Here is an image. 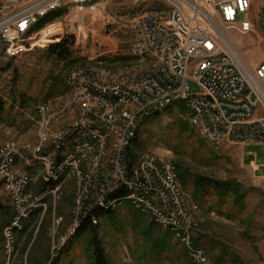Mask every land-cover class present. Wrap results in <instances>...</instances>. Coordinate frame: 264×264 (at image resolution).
Returning <instances> with one entry per match:
<instances>
[{
    "label": "built area",
    "instance_id": "obj_1",
    "mask_svg": "<svg viewBox=\"0 0 264 264\" xmlns=\"http://www.w3.org/2000/svg\"><path fill=\"white\" fill-rule=\"evenodd\" d=\"M104 0H0V53L16 59L30 52L38 43L37 37L48 30L29 31L35 18L47 17L48 10L69 7V16H83ZM174 10L152 12L138 19L134 26L133 41L129 53L146 59L147 75L134 71V63L128 62L124 69H116V75L106 76L107 67L89 59V63L77 64L67 75L76 80L77 105L68 112H59L58 124H52L49 148H41L38 156L49 157L51 172L55 167L64 169V176L74 177L75 166H81L87 153H95L94 169L89 170L90 192L76 226L86 220V213H94L100 202H111L118 194V186L135 182V188L151 192L149 206L159 210L164 229L176 237L191 235L194 222L191 212L185 209L186 193L176 181L174 163L161 155L146 157L141 173L133 172L130 163V141L138 127V120L151 115L154 109L173 102L192 100L191 123L200 128V122L211 125V133H203L222 147L225 142L264 144V63L249 64L236 50L226 32L238 29L248 33L252 29L250 13L258 0H170ZM245 15L243 22L237 18ZM44 30V31H43ZM190 72L192 74L190 75ZM193 80L200 89L199 95H191L188 82ZM87 81V92H78V82ZM50 101L36 106L37 116L49 114ZM109 127L114 133L116 146H109V156L104 164H97V145L86 146V139L94 138V131ZM5 163L0 164V180H4L5 192L12 195L20 215H29V206L46 204V197L58 195V187L44 182L43 193L31 188V175L18 168L17 156L26 155V147L14 141H6ZM75 148V155H68L65 165H55L57 153ZM156 166H163V174H156ZM248 168L255 175L264 168L256 161ZM99 172H106V180H99ZM50 174V173H46ZM260 179H264L260 178ZM174 181L173 194H181L182 209H175L172 201H165L162 186ZM60 195H58L59 197ZM133 193L127 201H133ZM75 201V200H74ZM124 206H113L118 210ZM194 210H198L195 206ZM93 224H98L95 217ZM24 224V228L27 223ZM9 231L10 254L16 253V234ZM68 238V233L62 238ZM196 263H206L203 254H195ZM13 264H23L16 263Z\"/></svg>",
    "mask_w": 264,
    "mask_h": 264
},
{
    "label": "rangeland",
    "instance_id": "obj_2",
    "mask_svg": "<svg viewBox=\"0 0 264 264\" xmlns=\"http://www.w3.org/2000/svg\"><path fill=\"white\" fill-rule=\"evenodd\" d=\"M96 4L97 7L90 9L83 16L76 14L69 16L68 10L64 17L48 25V30H43L44 33L37 37L38 43L34 49L21 57L9 59L0 53V103L7 114L6 120L0 123V147L6 141H14L28 150L36 147L39 132L36 126L37 104L41 101H50L53 110L59 108L69 98L68 92L61 96L50 95L52 86V83L48 82L50 74L53 72L58 79L66 78L67 82V75L71 69L62 70L65 64L57 65L54 62L47 51L49 46L62 40L74 41L75 58L85 60L86 63H89L88 58L94 59V62L101 66L117 69L128 63L122 58L130 55L134 26L138 19L152 12L168 10L167 6L158 0H104ZM245 19V15L237 18L238 22ZM250 21L252 23L250 32L244 34L238 29H233L226 32V36L246 62L259 65L264 63V0H258L254 4ZM86 63L79 61L77 64ZM188 85L191 95H199L200 89L195 81L190 80ZM182 117L177 109L172 114L162 111L159 116L145 123L140 138L142 151L134 163L139 162L143 154L161 155L175 166L182 163L194 174L222 181L236 179L246 188L255 189L256 192L247 195L248 212L239 219H228L216 212H206L194 202L189 191L185 189L183 191L187 196L186 209L191 212V220L195 225L194 246L195 237L198 235H203L210 243L217 242L221 246L213 255L206 252L208 259L203 264H236L234 258L239 262L237 264H264V179H260L264 177V168H261L255 177L248 168L253 161L261 167L264 166V144L227 141L221 148L215 149L196 128L198 136L206 145V150L195 152L193 148H188L184 155H176L170 147L167 128ZM212 156H218L220 160L207 162ZM75 187L71 177H66L59 189L61 199L52 201L49 198L47 209L39 213V217L29 224L23 234H16V253L11 257L4 244V225L8 216L0 212V264L13 262L32 264L33 261L41 264H92L86 240L75 242L73 247L71 245L75 234L70 235L72 232L70 229L74 226L76 217H79L74 201ZM11 202L0 180V203L5 211H11L13 206ZM130 206H133L131 202H126L124 208ZM195 206L198 210H194ZM29 221L30 219L27 223ZM67 233L68 238L63 240L61 246L62 238ZM99 238L112 264H140L136 262L132 249L137 250L136 246L141 238L135 235L130 227L127 233L118 234L110 225L103 222ZM179 240L182 244V238ZM222 252L227 256L223 263H219L217 259ZM143 264L199 263L192 260L187 248L182 244L171 257L155 263L149 260Z\"/></svg>",
    "mask_w": 264,
    "mask_h": 264
},
{
    "label": "trees",
    "instance_id": "obj_3",
    "mask_svg": "<svg viewBox=\"0 0 264 264\" xmlns=\"http://www.w3.org/2000/svg\"><path fill=\"white\" fill-rule=\"evenodd\" d=\"M68 10L69 7L66 6L50 13L46 18L40 20L31 31H39L46 26L55 23L57 20L64 17ZM73 48L74 41L70 42V40H62L57 44L49 46L47 51L57 65L65 64L62 70H70L79 61H84L86 63L85 60H79L74 57ZM122 60L124 62H129L132 60V57L128 55L127 57L122 58ZM48 82L52 83L50 88L51 96H61L68 92L66 78L58 79V77L56 78L52 72L48 77ZM25 108L27 110L29 109L28 107ZM176 109L182 114L183 119H176L167 128L169 137L168 141L171 149L174 150L176 155H184L188 148H193L195 152L202 149L206 150L204 141L198 136L196 128L190 123V110L183 101H179L174 102L163 110H158L152 113L143 120L137 136L133 141L132 150L130 149V157L132 161H137L139 152L142 151L143 146L140 138L143 125L149 120L159 116L162 111H165L167 114H172ZM6 116L7 114L4 106L0 103V123L6 120ZM218 160H220V157L212 156L207 162L212 163L213 161L217 162ZM176 169L183 189L191 193L194 202L198 204L202 210L206 212H216L219 216H224L228 219L242 218L248 212L249 205L247 202V195L248 193L256 192L255 189L246 188V186L236 179L222 181L194 174L182 163L176 164ZM29 171L31 175L36 176L38 169H29ZM48 184L52 187H58V185H60L57 183ZM44 186L42 179L37 178V180L31 184L30 190L35 193H42L44 191ZM124 194H126V190L122 189L116 194V196H114V199L119 198ZM123 204L125 205V203ZM0 212L4 213L5 216H8L4 225L6 227L14 217V207L12 206L11 211H5V208L0 203ZM39 215L40 214L37 213L33 216L26 224L25 229L28 228L29 224L33 222V220H36ZM95 217L99 221L97 225L92 222L95 221ZM103 222L110 225V227L118 234L127 233L128 227H130L132 232L141 238L139 244L137 242V250L132 249L136 262H139L140 264L148 262L149 260H153L155 263L166 257H171L176 249L182 246L181 241L174 233L164 230V228L153 222L147 215L142 214L134 206H130L129 208H124L123 206L118 210L97 207L94 209V213L89 214L82 225L78 226V229L74 232L75 235L71 244L73 247L75 242L80 243L81 241L86 240L91 254L92 264H112L105 251L103 242L99 238V232ZM21 234H23V232H21ZM195 246L199 249H204L208 254L210 253V255L216 253L221 247L217 242L210 243L208 238L203 235L195 237ZM70 251L71 249L68 250V255L70 254ZM226 256L227 254L222 252L218 257L219 259H217V262L223 263ZM234 262H236V264L239 263L235 258ZM32 264L41 263L33 261Z\"/></svg>",
    "mask_w": 264,
    "mask_h": 264
},
{
    "label": "bare ground",
    "instance_id": "obj_4",
    "mask_svg": "<svg viewBox=\"0 0 264 264\" xmlns=\"http://www.w3.org/2000/svg\"><path fill=\"white\" fill-rule=\"evenodd\" d=\"M158 1L164 4L165 6H167V8L165 7L166 9H168L167 12H169L170 10H174L173 1H170V0H158ZM60 8H63V7H55V8L49 9L48 15ZM44 18L46 17H38V18H35V22H30L29 31H31L40 22V20ZM130 56L132 57V60L130 62H135L134 71H140V75H147L146 59H139V55L136 53H130ZM117 69H124V66L119 67ZM113 75H116V69H109V68L106 69V76H113ZM67 86H68L69 98L67 99V101H64L59 106V108L52 110L51 104H50L51 113L40 114V117L37 116V111H36V126L39 131L37 133L38 134L37 135L38 144L36 147L32 149L28 150V148H26V155L17 156L18 168H20L22 172H26L27 174L31 175L29 169H38L36 176L31 175L32 177L31 184H33L37 180V178H41L43 182L52 183V184H55V183L60 184L58 185V195H60L59 189L66 179V177H62L64 176V169H62V167H55V169L52 170L51 172L50 158L44 157V156H38V154L41 152V148H49L50 141L52 139V130L50 129L52 128V124H58L59 112H68L69 110H72L75 107V105H77L76 90H73V88H71V87H76V80L67 79ZM78 92L79 93L87 92V81L78 82ZM184 103L186 104L187 108L192 107V100H184ZM167 106L169 105H163L161 107H158L157 109H154L152 113L158 110H163ZM188 109L190 110V108ZM148 116L149 115H144L143 118L138 120V127L136 131L134 132V137H132L130 141V148H132L133 141L135 140L137 136L141 123ZM190 123H191V116H190ZM191 124L193 125V123ZM197 129L199 130L201 136L213 148L219 149L217 142H213L211 141L210 138L203 136V133H211V125H209L208 122H200V128H197ZM97 140H100L98 151L96 152L97 164H104L105 158L109 156V146H116V137L114 136V133H109V127H102V131H94V138L86 139V146L97 145ZM4 152H5V145H2L0 147V154H4ZM68 155H75V148H67V154L57 153L55 156V165H65V163L68 162ZM146 157H153V155L143 154L142 156H140L139 162L137 163H134L133 162L134 160L132 161L130 157V163L131 165H133L134 173H141V164H143V160H146ZM3 163H5V156H0V164H3ZM94 163H95V153H87L85 157V161L82 162L81 166H75L74 177H71L74 184L76 185L75 201L78 207V208L76 207V211H77V214H79V217H81V213L82 211H84V207L86 205V195H82V192H90V181H85V179L89 178V170L94 169ZM46 173H50V174H46ZM156 174H163V166H156ZM99 180H106V172H99ZM1 181L5 189L4 180H1ZM176 181L179 186H182L179 181L178 174H176ZM122 189L126 190V194L116 199L113 198V203L111 202L97 203V205L94 206V209H96L97 207H100L103 209L104 208L113 209V206H121L123 203L131 202L138 211L149 216V218L153 222H155L156 224L164 228V222L160 221L159 219L153 218V217H159V210H154V207L148 205V202H151V192L144 191L143 189H140V188H135V182H124L120 184V186H118V192ZM173 191H174V181H166V186H162V194H164V200L172 201V205L173 207H175V209H182L181 194H173ZM131 193H133V196H134L133 201H127V195H130ZM58 195L47 196L46 204L42 205L41 208H39V204H32L31 206H29V213L43 212L48 207L47 206L48 199L51 198L52 201L53 200L59 201L61 198V195L59 197ZM9 196L12 200V195H9ZM12 203L14 207V217L4 229V244L5 245H8L9 231L25 230L24 224L22 223H27V221L30 219L29 215H20L19 220H17V209H16L15 200H12ZM185 209H186V199H185ZM89 214L91 213H86V217ZM61 221L62 220H60L59 223H61ZM74 226H76V222ZM78 226L73 227V231L70 233V235H74V232L76 231V229H78ZM193 230H194V227H193ZM182 244L187 248L189 255L193 261L196 262L195 254H203V260L207 262L208 254L206 253L205 250L198 249L194 246L191 235H184V238H182ZM5 248L11 257L13 254H10L9 247H5Z\"/></svg>",
    "mask_w": 264,
    "mask_h": 264
},
{
    "label": "crops",
    "instance_id": "obj_5",
    "mask_svg": "<svg viewBox=\"0 0 264 264\" xmlns=\"http://www.w3.org/2000/svg\"><path fill=\"white\" fill-rule=\"evenodd\" d=\"M12 203V202H11Z\"/></svg>",
    "mask_w": 264,
    "mask_h": 264
}]
</instances>
